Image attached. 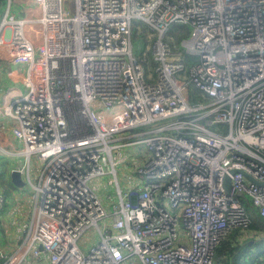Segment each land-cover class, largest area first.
Here are the masks:
<instances>
[{
	"label": "built area",
	"instance_id": "2783aa9c",
	"mask_svg": "<svg viewBox=\"0 0 264 264\" xmlns=\"http://www.w3.org/2000/svg\"><path fill=\"white\" fill-rule=\"evenodd\" d=\"M135 20L154 38L147 77ZM175 24L191 28L183 50L164 41ZM0 62L25 65L27 88L3 92L0 119L21 147L0 151L25 158L14 169L36 190L0 264H215L223 238L264 218V0H4ZM141 143V178L123 191L117 167ZM103 176L119 194L112 211ZM89 229L100 239L84 252Z\"/></svg>",
	"mask_w": 264,
	"mask_h": 264
},
{
	"label": "rangeland",
	"instance_id": "374dc122",
	"mask_svg": "<svg viewBox=\"0 0 264 264\" xmlns=\"http://www.w3.org/2000/svg\"><path fill=\"white\" fill-rule=\"evenodd\" d=\"M4 2V0H3ZM11 13L15 16H23L21 14V10L16 4H13ZM139 21L140 26L139 30H143L142 33L146 36V41L148 39V36L150 38L149 41H147L146 49L143 52L142 56L138 55V50H140L139 45L137 43H133V50L138 59L143 63L145 66V77L147 75L154 72L155 63L153 60V49H152V40L154 38H151V30L145 25V23L142 20H135ZM164 41L167 43V45L171 48L172 51H178L183 50L182 47V41H175L173 39V34L171 32H167L165 35ZM133 42V40H132ZM147 59V57H150L149 61L146 63V61L143 59ZM148 60V59H147ZM2 62H0V76L3 79L4 73L9 74L8 70L5 68H2ZM17 71H20L21 73H25L26 67L25 65H14L13 66ZM22 85V84H21ZM8 85H3V89L0 88V91L7 89ZM193 88V87H192ZM1 91V92H2ZM27 88L22 85V92H26ZM0 92V94H1ZM8 125H10L8 123ZM17 147H21V144L18 143ZM1 159L0 164L4 163L6 161V167H4V170L2 172L3 174V180L0 182V187H2L7 194V201L4 205V207L0 210V212H3V228L0 230V235L2 238L7 239V246L5 247L4 251L13 249L15 245L18 242L19 239V233L18 230H20V227H25L22 225H28L29 220L33 216V209L36 203L35 194L36 190L31 186V184L27 181L26 175L23 173L22 178L26 181V185L23 187H16L14 184H12L8 178L9 172H11V168L13 167H20L25 163V158L22 156H17L11 158L9 155L3 153L0 151ZM148 150L144 143H141L139 145L134 146H128L125 148L123 152V157H125V162L121 163L117 167V176L120 183V186L123 191H129L135 188L134 186V179L141 178L140 175L136 173V168L138 162H142L147 158ZM5 159V160H4ZM32 174L34 177L33 180H37V169L35 166V159L32 160ZM95 185H97L100 188V198L103 202V204L112 211L111 204L112 202L109 201V196L113 198L116 202H119V194L117 191L116 184H109V177H101L98 180L94 181ZM13 219L15 220L16 224L13 222ZM100 236L96 229H89L82 240H80V247L84 252L89 251V247L92 244H95L99 241ZM238 262L242 260V256L239 255L237 257ZM36 264V263H35ZM215 264H232L230 261V257H223L221 259L220 256L215 258Z\"/></svg>",
	"mask_w": 264,
	"mask_h": 264
},
{
	"label": "trees",
	"instance_id": "16d2710c",
	"mask_svg": "<svg viewBox=\"0 0 264 264\" xmlns=\"http://www.w3.org/2000/svg\"><path fill=\"white\" fill-rule=\"evenodd\" d=\"M3 13H4V2H3V0H0V20L3 16ZM140 23L141 22H139V21H134V23H133V30H132L133 42L132 43H137L139 45L140 50H138V55L142 56L144 50L146 49L147 41H149L150 38L148 36V39L146 41V36L144 33H142L143 30H139L138 26H140ZM169 32H171L173 34V39L175 41L177 40V41H180L179 43H181L182 40L189 38V36L191 35V28L187 25L175 24L170 28ZM143 59H144V57H143ZM147 59H144L146 61V63L149 61L150 57H147ZM195 61H196V57L190 56V55L187 56V59H186L187 65L190 66ZM4 81L5 80H3V82ZM198 94H200V92L197 89L192 88V90H191V101H194L195 96ZM0 159H1V155H0ZM6 163L7 162L4 161L3 164L2 163L0 164V182L4 179L2 172L4 170V167H6ZM10 173H9V180L12 183L11 178H10ZM261 220L262 221L260 222L259 220L255 219V217H253V221L250 225V228L255 229V230H259V231L264 230V218H262ZM0 230H2V229L0 228ZM239 230L240 229H234L230 234L231 236H229V237L227 236L221 240L218 247L216 248L215 258L218 256H220L221 259H223L224 256L228 257V258L230 257V261L232 262V264H258L259 261L258 262L255 261L257 255L253 256L254 254L250 253V248H251L250 245H245V247H242L241 243H237L236 245L233 246V242H234L236 236L238 235ZM6 242H7V239L2 238V236L0 235V247H3V248L6 247L7 246ZM237 253L242 256V260L240 262H238V259H237L238 256L236 257ZM262 254L261 255L264 256V253H262Z\"/></svg>",
	"mask_w": 264,
	"mask_h": 264
},
{
	"label": "crops",
	"instance_id": "0c3cea01",
	"mask_svg": "<svg viewBox=\"0 0 264 264\" xmlns=\"http://www.w3.org/2000/svg\"><path fill=\"white\" fill-rule=\"evenodd\" d=\"M1 66H2V68L7 69L9 74L7 75L4 73L3 80L6 81L5 84L3 83V80L0 76V88L3 89V85H7V84H10V85L15 84L16 85V83H18V85L21 86L20 82H21V79L24 77V74L21 73L20 71H17L13 67L14 65H12L10 63L2 62ZM3 92H4V90L0 94V99L3 95ZM9 122H10L9 119H6V118L0 119V143L3 146H8V144L11 143L13 146L17 147L18 142L14 139V137L12 135L11 123H9ZM8 123L10 125H8ZM16 167L11 168V170L16 168ZM8 178H9V176H8ZM10 178H11V176H10ZM255 219L259 220L260 222L262 221L261 219H258V218H255ZM231 232L227 235L228 237L231 236L230 235ZM82 238H81V240H82ZM237 243H241L242 247H245V245H250V247H251L250 253L254 254L253 256L257 255L255 261L258 262V261H260L259 258L263 257L262 253H264V230L259 231V230H255L252 228H249L246 230H239L238 235L236 236V238L233 242V246L236 245ZM238 253H237L236 257L240 255Z\"/></svg>",
	"mask_w": 264,
	"mask_h": 264
},
{
	"label": "water",
	"instance_id": "95a60500",
	"mask_svg": "<svg viewBox=\"0 0 264 264\" xmlns=\"http://www.w3.org/2000/svg\"><path fill=\"white\" fill-rule=\"evenodd\" d=\"M238 172V170H232V173H236ZM10 176H11V180H12V183L16 186V187H23L26 185V181L22 178V172L19 170V169H14L11 171L10 173ZM246 176L248 178H251L249 175L246 174ZM254 182H257V183H263L261 181H258L257 179H253L251 178ZM225 185H226V188L227 190H230L231 188V179L229 176H226L225 178ZM41 248V246H40Z\"/></svg>",
	"mask_w": 264,
	"mask_h": 264
}]
</instances>
